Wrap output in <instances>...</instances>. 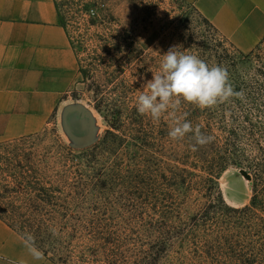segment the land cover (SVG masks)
Here are the masks:
<instances>
[{"label":"rangeland","instance_id":"rangeland-1","mask_svg":"<svg viewBox=\"0 0 264 264\" xmlns=\"http://www.w3.org/2000/svg\"><path fill=\"white\" fill-rule=\"evenodd\" d=\"M55 2L75 46L85 32L84 23L90 18L83 8L90 5L91 12L95 10L100 17H110L120 34L119 43L126 32L132 33L133 40H127L124 46L133 45L136 58L133 68H126L122 74L114 72L119 79L107 84L98 94L95 87L93 90L89 87L91 81L84 82L78 75L48 125L34 135L43 146L72 147L80 153L99 142L108 129L119 133L112 127V116L106 118L96 109V99L103 97L111 105H135L139 92L146 90L144 85L152 78V73L159 70L163 55L172 47L198 55L210 66L227 68L235 91L242 93V98L233 97L204 111L182 103L176 116L187 113L186 119L194 128L200 125L205 136L214 137L212 142L197 146L196 151H192V134L183 140L169 138L171 118L162 117L155 123L146 116L144 125L131 124L137 129L132 134L136 139H122L121 133L119 137L109 134L99 148L103 169L97 181L104 187H94L84 211L122 219L136 215L164 217L169 226L185 233L186 248L190 250L196 238L211 227L204 224L202 212L220 196L225 202V211L221 208L217 214H212L214 220L218 219L222 236L220 260L230 252L226 244L229 233L231 240L235 237L238 241L230 247L231 251L240 252L241 238L250 236L258 253L256 264H264V244H261L264 243V220L238 218L242 213L227 209L228 206L250 205L264 218V41L250 58L242 57L234 45L185 0ZM106 59L119 61L118 57ZM85 119L90 121L88 132L89 127L80 123ZM199 155L207 160H201ZM243 170L251 179L243 175ZM255 194L259 198L253 204ZM229 225L230 231L226 230Z\"/></svg>","mask_w":264,"mask_h":264},{"label":"trees","instance_id":"trees-1","mask_svg":"<svg viewBox=\"0 0 264 264\" xmlns=\"http://www.w3.org/2000/svg\"><path fill=\"white\" fill-rule=\"evenodd\" d=\"M91 8L90 5L83 8L90 18L84 23L85 32L78 46L69 37L78 59V75L84 82L91 81L89 87H95L98 94L119 79L114 72L122 74L126 68H133L136 49L133 45L124 46L133 40L132 33L126 32L119 43L120 34L110 17H100ZM235 48L245 58L255 51L244 53ZM109 57H118L119 61L106 59ZM116 63L119 66L115 67ZM104 73L109 74L103 77ZM95 107L106 118L112 116V127L121 133V138L136 139L132 134L137 129L131 124L144 125L146 116H141L133 104L111 105L101 97L96 99ZM119 133L108 129L99 142L80 153L72 147L43 146L35 134L0 141V219L23 237L31 233L36 247L55 264H256L258 253L250 236L241 238V251L235 253L230 247L238 241L235 237L231 240L229 233L226 244L230 252L220 260L222 236L218 219L212 216L221 208L225 211L220 196L204 208L202 220L211 227L196 238L190 250L186 248L185 233L169 226L164 217L136 215L122 219L102 212L86 213L84 205L89 193L94 187H104L97 181L103 169L99 148L109 134L119 137ZM199 158L207 160L202 155ZM258 198L255 194L252 203H257ZM227 209L242 213L238 218L264 220L250 205ZM53 228L56 235L50 231ZM230 228L231 225L226 230Z\"/></svg>","mask_w":264,"mask_h":264},{"label":"crops","instance_id":"crops-1","mask_svg":"<svg viewBox=\"0 0 264 264\" xmlns=\"http://www.w3.org/2000/svg\"><path fill=\"white\" fill-rule=\"evenodd\" d=\"M243 52L264 40V0H185ZM78 59L55 0H0V141L42 131L78 78ZM0 219V264L34 260Z\"/></svg>","mask_w":264,"mask_h":264},{"label":"clouds","instance_id":"clouds-1","mask_svg":"<svg viewBox=\"0 0 264 264\" xmlns=\"http://www.w3.org/2000/svg\"><path fill=\"white\" fill-rule=\"evenodd\" d=\"M177 48L172 47L163 55L159 70L153 72L152 78L144 85L146 90L139 92L134 107L141 116H149L155 123L162 117L171 118L169 138L173 141L183 140L192 134V151H196L197 146L212 142L214 137L205 136L200 125L194 128L186 119L187 113L176 116L182 103L204 111L229 102L233 97L242 98V93L235 91L227 68L210 66L198 55L178 51ZM50 231L53 235L57 234L54 228ZM22 239L34 260L45 258V253L36 247L35 237L31 233H25ZM19 264L26 262L20 260Z\"/></svg>","mask_w":264,"mask_h":264},{"label":"water","instance_id":"water-1","mask_svg":"<svg viewBox=\"0 0 264 264\" xmlns=\"http://www.w3.org/2000/svg\"><path fill=\"white\" fill-rule=\"evenodd\" d=\"M82 125H84V126H88L89 128H88V130H87V132L90 130V121L89 120H82L81 122H80ZM242 173H243V175H245L248 179H251V175L247 172V171H245V170H243L242 171Z\"/></svg>","mask_w":264,"mask_h":264}]
</instances>
